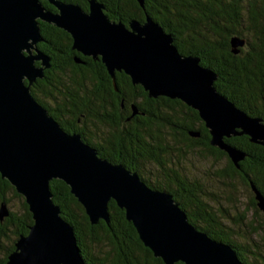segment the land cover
Masks as SVG:
<instances>
[{
  "label": "water",
  "instance_id": "obj_1",
  "mask_svg": "<svg viewBox=\"0 0 264 264\" xmlns=\"http://www.w3.org/2000/svg\"><path fill=\"white\" fill-rule=\"evenodd\" d=\"M47 1L57 10L42 0H0V175L24 197L33 220L28 232L14 241L6 263L83 264L74 227L52 199L49 181L59 178L91 223L108 222V202L113 199L143 244L165 264H241L228 244L188 221L171 193L151 188L137 172L98 155L79 132L65 130L32 95L31 84L49 66L48 56L35 47L43 39L40 20L66 30L71 47L100 59L113 82L114 71L123 70L148 96L179 98L196 109L209 130L210 144L226 151L237 167L245 153L224 137L246 134L264 145L262 120L221 94L214 85L216 73L197 55L180 52L172 35L149 15L125 24L110 19L99 0H88L86 10L71 1ZM239 44L241 39H231L234 52ZM74 60L82 62L76 55ZM252 190L264 214V196ZM8 213L1 202L0 219Z\"/></svg>",
  "mask_w": 264,
  "mask_h": 264
},
{
  "label": "trees",
  "instance_id": "obj_2",
  "mask_svg": "<svg viewBox=\"0 0 264 264\" xmlns=\"http://www.w3.org/2000/svg\"><path fill=\"white\" fill-rule=\"evenodd\" d=\"M66 1L88 7V0ZM99 1L110 19L125 24L133 18L141 21L146 15L152 17L172 35L180 52L197 55L202 65L216 73L214 85L221 94L264 123V0H143V4L137 0ZM46 27L47 23L40 21L42 36L61 53L50 59L51 66L44 70L42 79L31 84L32 95L65 130L79 132L98 155L137 172L151 188L171 193L188 221L211 238L228 244L241 264H264V214L252 190L254 187L264 196V145L251 141L246 134L224 137L245 153L237 167L226 151L210 144L209 130L196 109L179 98L148 96L123 70L114 71L113 82L100 59L78 53L82 62H76L70 39L58 33L54 34L58 38L50 37ZM232 38L242 40L236 52L232 50ZM133 105L139 106L144 116H133L123 124V119L134 113ZM125 108L127 113H121ZM190 130L199 134L192 135ZM184 145H202L227 156L230 169L251 191L255 210H260L262 224L254 226L249 238L229 223L244 226L243 217L227 209H212L208 202L215 195L212 188L176 164L175 153H181ZM49 185L62 217L74 227L83 264H165L143 244L132 222L125 218L124 209L113 199L108 202V222L99 219L91 223L62 179L52 178ZM13 197L19 198V206L16 210L7 207L8 215L0 219V264H7L14 241L26 234L33 222L24 197L0 175V203L8 206ZM103 237L110 250L98 248Z\"/></svg>",
  "mask_w": 264,
  "mask_h": 264
},
{
  "label": "rangeland",
  "instance_id": "obj_3",
  "mask_svg": "<svg viewBox=\"0 0 264 264\" xmlns=\"http://www.w3.org/2000/svg\"><path fill=\"white\" fill-rule=\"evenodd\" d=\"M165 130L164 133L168 136L169 134ZM174 158L176 164L184 167L190 175L200 177L202 182L212 188L215 195L208 200L212 209H227L231 214L238 213L243 217L244 226L234 225L230 221L229 223L234 228L243 230L246 238L253 234L252 229L255 225L262 224L260 210H255L251 202V191L238 174L230 169L227 156L213 153L202 145H197L194 148L184 145L181 153H175ZM19 203V198L13 197L7 207L16 210ZM101 239L98 248L110 250L106 239L104 237Z\"/></svg>",
  "mask_w": 264,
  "mask_h": 264
},
{
  "label": "flooded vegetation",
  "instance_id": "obj_4",
  "mask_svg": "<svg viewBox=\"0 0 264 264\" xmlns=\"http://www.w3.org/2000/svg\"><path fill=\"white\" fill-rule=\"evenodd\" d=\"M44 1H46V3H47V5H46V7L47 8H49V9H52L53 11H56L57 9H56V7L53 5V4H51L50 2H48L47 0H44ZM66 1V0H65ZM83 9H87V8H83ZM40 21H43V20H40ZM44 22H46V21H44ZM47 23V27H46V30H47V32H46V34H48L50 37H54V36H56V35H54V34H56V33H58V35L61 37V36H64V37H66V38H68V39H70V41H71V44H72V38H71V36H70V34L66 31V30H64V29H62V28H60V27H58V26H56V25H54V24H52V23H49V22H46ZM55 27H57V28H59V29H55ZM60 29H62V30H64L63 32L60 30ZM60 33V34H59ZM43 37V36H42ZM54 38H58V37H54ZM67 46V45H66ZM35 47L39 50V51H41V52H43L44 54H46L47 56H48V58H49V61H50V59H52V58H57L56 56H57V53L58 54H60L61 53V51L60 50H58V49H56V48H54L53 47V43L52 42H50V39L48 40L47 38H44L43 37V39L42 40H40V41H38L36 44H35ZM51 48H53L56 52H53L52 50H51ZM70 49H71V51H73L72 52V54H73V56L74 55H76L77 57H79V55H78V53H80V52H78L77 50H75V49H73L71 46H70ZM50 53H52L53 54V56H51L50 55ZM80 54H82V53H80ZM82 55H84V54H82ZM87 56H90V55H87ZM80 58V57H79ZM93 58V57H92ZM81 59V58H80ZM82 60V59H81ZM76 62H81V61H76ZM35 63L36 64H39V60H35ZM51 66V63H49V66L48 67H45L44 69H43V72H44V70L46 69V68H49ZM38 78H41L42 79V77H38ZM34 83V82H33ZM121 106L122 107H125L124 106V103H122L121 104ZM137 108V109H136ZM135 112L132 114H130V115H127L126 116V118H124L123 119V124H127V121H129V120H131V118L133 117V116H144V114H145V112H143V111H141L140 110V108H139V106H135V110H134ZM121 113H127V108H125V109H122L121 110ZM144 119V118H143ZM70 132H72V131H70ZM74 132V131H73ZM76 132V131H75ZM112 253H113V251H112Z\"/></svg>",
  "mask_w": 264,
  "mask_h": 264
}]
</instances>
